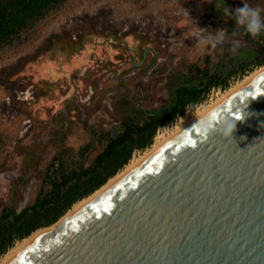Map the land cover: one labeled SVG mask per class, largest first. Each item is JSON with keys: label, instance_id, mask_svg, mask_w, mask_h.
I'll return each mask as SVG.
<instances>
[{"label": "rangeland", "instance_id": "obj_1", "mask_svg": "<svg viewBox=\"0 0 264 264\" xmlns=\"http://www.w3.org/2000/svg\"><path fill=\"white\" fill-rule=\"evenodd\" d=\"M241 2L224 0L231 9ZM248 2L264 7V0ZM224 3L60 0L1 43L0 220L3 210L20 213L49 199L62 167L88 168L110 139L164 117L178 91L196 92L197 100L154 137L259 68L264 37L242 33L215 48L199 42L201 28L235 27ZM223 81L224 90L214 85ZM1 223L6 242L16 233L10 218Z\"/></svg>", "mask_w": 264, "mask_h": 264}, {"label": "water", "instance_id": "obj_2", "mask_svg": "<svg viewBox=\"0 0 264 264\" xmlns=\"http://www.w3.org/2000/svg\"><path fill=\"white\" fill-rule=\"evenodd\" d=\"M206 116L8 264H264V72Z\"/></svg>", "mask_w": 264, "mask_h": 264}, {"label": "trees", "instance_id": "obj_3", "mask_svg": "<svg viewBox=\"0 0 264 264\" xmlns=\"http://www.w3.org/2000/svg\"><path fill=\"white\" fill-rule=\"evenodd\" d=\"M59 1L0 0V44L27 27ZM260 37H264V34ZM259 52L262 53V58L258 60V66L261 67L264 66V40ZM214 85L222 90L226 88L225 81L216 82ZM196 95V92L190 90L178 91L177 104L164 117L156 115L147 118L142 125L128 128L122 135L110 139L92 166L70 173L64 172L62 167L60 182L51 183L52 191L49 199H42L31 208L23 209L19 214L15 211L3 210L0 223L7 222L10 218L14 229L12 233L16 234L13 237L9 235V239L5 242L4 232L8 230L6 226H0V257L11 248L14 240L20 241L38 229L54 225L75 203L89 197L102 187L129 162L134 150L149 148L156 130L164 127L177 116H181L185 105L197 100Z\"/></svg>", "mask_w": 264, "mask_h": 264}, {"label": "bare ground", "instance_id": "obj_4", "mask_svg": "<svg viewBox=\"0 0 264 264\" xmlns=\"http://www.w3.org/2000/svg\"><path fill=\"white\" fill-rule=\"evenodd\" d=\"M264 72V66L257 68L255 71L244 76L240 81L231 85L228 89L223 92H219L216 95V99L211 100L208 104L202 105L192 114L186 113L184 117L180 118L177 124L172 127L170 130L162 133H157L153 139V143L149 148H146L144 151L132 157L129 162L119 170L112 178H110L102 187H100L97 191H95L89 197L75 203L67 213L61 217L54 225L41 228L31 233L28 237L16 242V244L9 248L1 257L0 264H8L17 254H19L35 237L44 233L48 230H53L60 226L63 222H65L69 217H71L74 213H76L79 209L85 206L87 203L113 187L119 181H121L125 176H127L138 164H140L143 160H145L148 156H150L153 152L163 146L166 142H168L175 135L189 127L191 124L196 122L200 117L205 116L211 110H213L216 106L222 103L229 96L234 94L236 91L247 85L249 82L254 80L256 77L261 75Z\"/></svg>", "mask_w": 264, "mask_h": 264}, {"label": "clouds", "instance_id": "obj_5", "mask_svg": "<svg viewBox=\"0 0 264 264\" xmlns=\"http://www.w3.org/2000/svg\"><path fill=\"white\" fill-rule=\"evenodd\" d=\"M241 4L242 6L231 9L224 3V13L235 22V27L230 33L226 28L215 31L201 28L198 32L199 42L205 47L215 48L217 46H224L230 38L238 37L242 33L250 35L253 38L264 34V7L258 4L252 5L248 0H242ZM184 14L188 15V12L184 10ZM238 47L239 42L232 39L229 51L234 54L237 52ZM237 120H240L239 116H237ZM235 122L229 118H222L214 125L205 115L200 117L192 128L194 132L199 133L204 139H207L208 135L212 132L218 133L225 138H231L235 130Z\"/></svg>", "mask_w": 264, "mask_h": 264}, {"label": "crops", "instance_id": "obj_6", "mask_svg": "<svg viewBox=\"0 0 264 264\" xmlns=\"http://www.w3.org/2000/svg\"><path fill=\"white\" fill-rule=\"evenodd\" d=\"M24 209H25V208H24ZM22 210H23V209H22ZM22 210H21V211H22ZM16 214H19V213H16Z\"/></svg>", "mask_w": 264, "mask_h": 264}]
</instances>
